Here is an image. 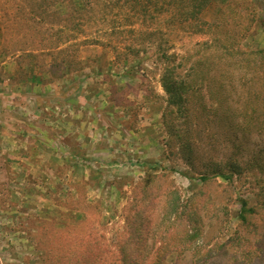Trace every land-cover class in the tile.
I'll list each match as a JSON object with an SVG mask.
<instances>
[{
	"label": "rangeland",
	"instance_id": "374dc122",
	"mask_svg": "<svg viewBox=\"0 0 264 264\" xmlns=\"http://www.w3.org/2000/svg\"><path fill=\"white\" fill-rule=\"evenodd\" d=\"M76 1L0 0V264H67L75 252L152 264L164 226L191 221L198 235L163 264H264L262 73L243 55L196 66L222 35L263 48L264 0H215L197 21L174 0ZM163 52L196 84L185 112L168 107ZM39 74L43 83L29 80ZM231 160L233 182L214 175ZM178 196L180 222L169 207ZM242 200L258 211L249 225Z\"/></svg>",
	"mask_w": 264,
	"mask_h": 264
},
{
	"label": "trees",
	"instance_id": "16d2710c",
	"mask_svg": "<svg viewBox=\"0 0 264 264\" xmlns=\"http://www.w3.org/2000/svg\"><path fill=\"white\" fill-rule=\"evenodd\" d=\"M112 1V0H110ZM139 1V0H138ZM212 1L215 0H174L173 4L176 2L177 7L182 6L183 9L182 11V15L187 14V19L188 17L190 19H193V21H197L199 19V13H201L209 4L212 3ZM77 2L76 0H70V4L71 5H76ZM91 2H94L91 0ZM54 3V2H53ZM77 10L79 11L78 8L73 7V16L74 13L77 12ZM80 13H82L81 11H79ZM71 17V18H72ZM70 18V17H69ZM141 18L143 19V17L141 16ZM145 19V17H144ZM189 19V20H190ZM146 20V19H145ZM220 53V54H218ZM198 54V60L196 61V66L198 65V67H200L201 63L202 64H206L208 62H210V60H215V57H217V59H219L220 57L226 58L229 60H240L239 57H241L242 55L244 56V61L245 64L243 65V67L245 68H249L251 69L253 72L255 71V75H259V73H262L261 78L264 80V47L260 48V49H254V50H247V51H241L240 48V39H236L235 36H231L229 34L227 35H222L221 38H216L213 43H210L209 45L206 46V48L202 47L201 49H199L197 51ZM179 58L176 56V54L173 55H169L168 53H161L160 57H158V62L160 63L161 67L159 66V69H162V73H161V83L164 89V92L168 95V107H178L180 106L182 110V112L186 111V108L183 107L184 105V97L183 94L184 93H189L192 91V89L196 86L192 85V81L190 79H188L187 81L185 79H183L181 76H176V71L180 70V67L182 66V64L180 62H178ZM59 66V65H58ZM202 66V65H201ZM242 67V68H243ZM68 69H66L67 71ZM250 72V70H247L246 74H244L241 78L240 81L241 83L244 85H247L245 82V76L248 75ZM199 73V71H198ZM197 73V75H198ZM190 76H192V74H190ZM43 76L41 74L36 75V76H31L29 77V80L31 81H36L37 83H43L44 80L42 78ZM205 76L202 77L200 79L199 82H203L205 83ZM207 83V82H206ZM216 83V79L215 78H211L209 80V85L207 83L206 87H205V91L206 94L208 93L210 99L213 98V106L215 108L219 107L222 102L220 100H218L216 98L215 95H218V90L216 89V91L214 92V89H211L213 87V85ZM203 86V85H202ZM217 86V85H216ZM115 88V87H113ZM211 89V90H209ZM262 94V93H260ZM260 94L257 92L254 98V101L256 102V100H260ZM216 101H215V100ZM111 101L115 102V104L117 106H119V104L121 105V101L120 99L116 96V88L115 90H113V94L111 96ZM223 102H225L222 99ZM249 104L247 105L248 108H251L254 105L253 101L248 102ZM205 108L208 109L209 106L205 105ZM188 110V108H187ZM248 111V109L246 110ZM255 111V110H254ZM171 114L174 113V111L170 112ZM248 117V118H247ZM247 119L245 120L246 123H248L250 121L251 118L250 115H247ZM242 127H245L244 124ZM142 165L144 166H148V168L150 169L151 167H155V169H162V165L161 164H152V165H148L147 163H143ZM227 166V173L224 172V169L222 168H218L215 171L214 175L217 176H221V178L223 179H227L229 182H233V178L235 176V174H239L240 171V166L238 164H236V162H233L232 160L225 165ZM203 180H207V178L202 177ZM150 180H152V178H149ZM148 179V180H149ZM175 193V192H174ZM180 196L177 197L176 199V204L172 203L169 207H170V212L172 213H176L177 214V218L176 220L178 222H180L181 217L185 214V210L182 207V205L180 206ZM249 206V202L247 200H242L241 201V209H240V213H239V220L247 225H249L250 221H249V217L248 215L254 214L257 211L256 207H248ZM264 209V208H263ZM190 219V218H189ZM191 223H183L182 226H179L177 228L172 227V231L169 230L170 226H164V228H166V238L161 242L160 247L157 246V249L155 251H152V255L157 251V255L156 258L154 260V262L152 264H163V260L165 255L163 253L169 251L172 249L176 250L178 248V246L180 244H188L191 243L193 241V237L195 235H198V232H194L195 230L197 231V228L194 227ZM138 232V227L135 228L133 234L135 232ZM136 234V233H135ZM145 245V241L141 240L139 243V247ZM144 247V246H143ZM142 247V248H143ZM61 248L58 249V251L60 252ZM90 250V249H87ZM63 251V250H61ZM75 251V250H74ZM80 251V250H78ZM91 251V250H90ZM134 251H137V249H135ZM122 252V258L125 259V251H121ZM88 255H93L91 253H80V254H76L72 253L71 254V258H69L67 260V264H102V258L96 259V263L94 260L91 261L90 256ZM60 257L58 256V262L61 263ZM46 264V263H45Z\"/></svg>",
	"mask_w": 264,
	"mask_h": 264
}]
</instances>
